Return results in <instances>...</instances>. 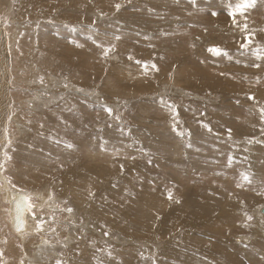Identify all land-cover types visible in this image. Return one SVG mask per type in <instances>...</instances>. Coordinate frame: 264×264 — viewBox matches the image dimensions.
<instances>
[{
	"label": "rangeland",
	"instance_id": "374dc122",
	"mask_svg": "<svg viewBox=\"0 0 264 264\" xmlns=\"http://www.w3.org/2000/svg\"><path fill=\"white\" fill-rule=\"evenodd\" d=\"M230 2L0 0V264H76L78 252L85 264H189L182 253L194 263L264 264V0L235 22ZM63 102L74 119L59 117ZM31 155L43 158L37 186L14 171L31 170ZM73 165L82 203L76 180L62 176ZM5 185L27 198L22 231L11 228ZM127 191L140 199L127 201ZM135 211L144 219L131 221ZM190 212L205 214L180 224L178 213ZM221 216L229 223L219 231Z\"/></svg>",
	"mask_w": 264,
	"mask_h": 264
},
{
	"label": "bare ground",
	"instance_id": "6f19581e",
	"mask_svg": "<svg viewBox=\"0 0 264 264\" xmlns=\"http://www.w3.org/2000/svg\"><path fill=\"white\" fill-rule=\"evenodd\" d=\"M215 1V0H214ZM228 5H229V3H227ZM1 26V25H0ZM11 27V26H10ZM12 34V33H11ZM7 35H9V34H7ZM2 36H3V34H2ZM14 36V35H13ZM0 40H1V36H0ZM101 46H103L104 48H109V47H111L110 45H108V44H103V45H101ZM17 48V47H16ZM89 54V53H88ZM93 55V54H92ZM69 63V62H68ZM71 63V62H70ZM46 64V63H45ZM56 63H54L53 65H55ZM53 65H51L52 67H53ZM66 65H67V63H66ZM50 66V65H49ZM56 67L58 66V65H55ZM68 66V65H67ZM57 68H59V66L57 67ZM62 68V67H61ZM60 68V69H61ZM65 68V67H64ZM68 68V67H67ZM69 69H71V68H69ZM193 69V68H192ZM57 70V69H56ZM55 71V70H54ZM77 71V70H76ZM191 71V70H190ZM194 71V70H193ZM72 72V71H71ZM189 73V75L191 74L192 75V73H190V72H188ZM205 73V72H204ZM78 74V72H72L71 73V77H74V76H76ZM195 74V73H194ZM199 75H201V76H204V74L203 73H199ZM1 76H3V75H1ZM79 76H80V74H79ZM79 76H76V77H78L79 78ZM9 77V76H8ZM4 78V77H3ZM80 79H82V77L80 78ZM4 80V79H3ZM4 82H5V80H4ZM5 85H6V83H5ZM3 85L1 84L0 85V127H4V124L5 123H3L2 122V120L1 119H3L2 117L4 116V118L6 117V115H7V110H5L6 112H3V109H4V107L1 105L2 103L4 104V102H5V99H6V96H4L5 95V93L3 92ZM2 91V92H1ZM6 105V104H5ZM7 106V105H6ZM5 109H6V107H5ZM57 109H60L61 110V116H59V117H62L63 118V120H67L68 119V121L69 120H71V119H74V117L70 114L71 113V111L68 109V108H66V106H65V104H64V102L61 104V105H59L58 106V108ZM9 110V109H8ZM81 109H79V111H80ZM55 111V110H54ZM10 112V111H9ZM73 113V112H72ZM76 113V112H75ZM77 114H79L78 112H77ZM82 114V113H81ZM19 115H23V116H28L29 118H32V121H33V118L34 119H39V121H40V118H38V117H35V116H32V115H30V114H27V112H23L22 114L21 113H19ZM73 115H75L74 113H73ZM87 115V114H86ZM22 116V117H23ZM71 116H72V118H71ZM83 117H85V120H88V121H90L89 119H93L92 118V116H88V118L86 119V116L84 115ZM82 116H79V120H77L76 121V123L77 122H80V123H82V122H84V118H83ZM19 118V117H18ZM57 118V117H56ZM54 121V120H53ZM67 121V122H68ZM92 121V120H91ZM40 122H42V121H40ZM71 122V121H70ZM86 122V121H85ZM18 123H19V121H18ZM28 123V122H27ZM38 124H40V123H38ZM68 124H69V122H68ZM68 124H67V129L69 130V127H72L73 128V126H68ZM79 124V123H78ZM60 126H62V125H60ZM60 126H58V127H60ZM64 126H66L65 124H64ZM63 126V127H64ZM84 126V124L82 125V127ZM39 127L40 128H42L43 127V125H42V123H41V125H39ZM81 127V126H80ZM81 127V128H82ZM13 128V127H12ZM47 128V127H46ZM61 128V127H60ZM65 128V127H64ZM72 128H70V129H72ZM1 130H3L2 128H0ZM39 129V128H38ZM75 129H76V127H75ZM83 129V128H82ZM55 131H57V130H55ZM60 131V130H59ZM61 131H63V130H61ZM67 131V130H66ZM65 131V132H66ZM54 132V131H53ZM68 132V131H67ZM66 132V133H67ZM21 133V132H20ZM58 133V132H57ZM72 133V132H71ZM80 133H82V132H80ZM108 133V132H107ZM111 133V135H113L114 136V134L112 133V132H110ZM69 134V133H68ZM84 134V133H83ZM50 135V134H49ZM72 135V134H71ZM70 135V136H71ZM110 135V134H109ZM113 136H111V137H113ZM1 138H3V136H1V134H0V139ZM107 138H108V136H107ZM112 139V138H111ZM197 141V140H196ZM2 142V141H1ZM67 142V141H66ZM188 142V141H187ZM21 143V142H20ZM25 143V142H24ZM63 143V142H62ZM5 143H3V145H4ZM201 144H204V142H202L201 141ZM71 145V144H70ZM191 145H192V142H191ZM1 147H2V149H3V146H2V144H0V149H1ZM65 147V146H64ZM196 149V148H195ZM30 150V149H29ZM67 151H69V152H71L72 151V149L70 150V149H67ZM16 152H17V150H16ZM20 154V155H19ZM49 154V153H48ZM19 158H23L24 157V153L23 152H21V151H19L17 154H16ZM47 155V154H46ZM10 157V156H9ZM13 157V156H12ZM31 159L29 160V159H27V164H25L26 166H28V164H31V170H27V168H21L22 166H18L17 164V166L14 168V171H15V173L16 172H18V173H16V177L18 178V177H20L19 175H17V174H19V172H21V174H25L23 177L24 178H28V179H25V181L27 180V183H30L29 185H31V186H34V185H36L37 186V182H39V179H40V177L42 176H40V174L38 173V171H37V169H38V166H40L41 165V163L40 162H42L43 161V158L42 157H40L37 161H36V159L34 158V156H32L31 155ZM50 157V156H49ZM251 158V157H250ZM12 159V158H11ZM14 159V158H13ZM16 160V162L17 161H21V163H23V159H21V160H17V159H15ZM248 160V159H247ZM45 162V161H44ZM48 162V161H47ZM46 162V163H47ZM40 163V164H39ZM23 164V165H24ZM44 167V166H43ZM119 167V166H118ZM34 169H35V171H34ZM40 169V168H39ZM38 169V170H39ZM47 169V168H46ZM251 169V168H250ZM73 170V172L75 171V174H71V173H73V172H69L68 171V173L66 174V175H62V176H64V178L67 176V175H69L70 177H72V178H70L69 177V179H74V181L76 180V182H75V186H74V188H72V189H74V191L72 190V192H73V194H75V196H76V198L79 200V201H81V199H83V195L80 197V195L77 193V191H78V189H76V187L78 186V187H82L81 186V184L84 182L83 181V178L81 179L80 178V175L78 174L79 172H77V167H76V165H73L72 166V168H71V171ZM2 174V173H1ZM20 174V175H21ZM31 174V175H30ZM41 174H43V173H41ZM81 174H82V172H81ZM44 175V174H43ZM1 176V175H0ZM2 176H4V175H2ZM26 176V177H25ZM40 176V177H39ZM61 176V177H62ZM32 177V178H31ZM42 177H44V176H42ZM80 178V179H77V178ZM83 177V176H82ZM59 178V177H58ZM63 178V177H62ZM16 179V178H15ZM19 179V178H18ZM23 179V178H22ZM36 179V180H35ZM41 180H42V178H41ZM70 180V181H71ZM16 181V180H15ZM37 181V182H36ZM111 181H113L114 182V180H111ZM122 181V180H121ZM5 182V181H4ZM125 182V181H124ZM19 183V182H18ZM25 183V182H24ZM41 183V182H40ZM46 183H47V181H46ZM129 183V182H128ZM256 183H258V184H260L259 183V181H257ZM73 184V183H72ZM28 185V186H29ZM40 185V184H39ZM10 186V185H9ZM73 186V185H72ZM18 187V186H17ZM23 187V186H22ZM25 187V186H24ZM5 199L7 200V202H8V209H9V212H8V215H10L12 218H13V223H14V218H15V216H18V219H19V221H21V223H22V227L21 228H19V230H18V227L15 225V224H13V227H11L12 229H14L15 231H22L23 229H24V227L25 228H27V226L28 225H30L29 223H26L25 222V220L26 219H24V216H25V211H27V205H28V202H27V198H26V196H25V194L21 191V192H19L18 191V189H17V191H15L12 187H8V185H5ZM20 188V187H19ZM123 188V187H122ZM42 189V188H41ZM32 190H33V188H32ZM69 190H70V188H69ZM128 191H129V189H127ZM24 191V190H23ZM127 191V192H128ZM71 192V191H70ZM132 192H134V191H131L130 192V194H129V192H128V194H129V196L126 198L127 199V201H129L130 200V195H131V193ZM26 193V192H25ZM32 194V193H31ZM39 194V193H38ZM137 195V194H136ZM132 196L131 198H134V199H140L139 198V196ZM224 195V194H223ZM42 197V196H41ZM220 197V196H219ZM22 198L24 199V207L23 208H21L20 209V211H19V213H16V204H21L23 201H22ZM81 198V199H80ZM221 198V197H220ZM230 198V197H229ZM126 199L124 200V201H122V202H124V204L123 205H127V207L126 208H129V209H133V207L131 206V204L130 203H127V201H126ZM146 199H147V201L149 202V204H151V205H153V207L155 206L156 207V204L158 203V200L157 199H155L154 197H152L151 195H148V194H146L145 195V197L143 198V199H141V200H143V201H145V202H147L146 201ZM215 199H216V201L217 202H220V200H222V199H220L219 200V198H217V197H215ZM231 199V198H230ZM55 200V199H54ZM96 200V199H95ZM224 200V199H223ZM222 200V201H223ZM21 202V203H20ZM121 202V203H122ZM224 202H226V203H229L230 204V206H231V201H224ZM42 203V202H41ZM80 203H82V201L80 202ZM84 203V202H83ZM134 203V202H133ZM246 203V202H245ZM15 204V209H13V205ZM91 204V203H90ZM175 204H176V208H177V202L175 201ZM247 204V203H246ZM142 205V204H141ZM264 205V204H263ZM263 205H261V207L263 206ZM134 206V205H133ZM136 206V205H135ZM143 206V205H142ZM83 207V206H82ZM88 207V206H87ZM124 207V206H123ZM146 207V206H145ZM154 207V208H155ZM261 207L259 208V211H260V209H261ZM126 208H123V209H126ZM135 208V207H134ZM136 208H137V206H136ZM150 208V207H149ZM171 208V207H170ZM232 208H233V210L234 209H236V210H239V212L240 213H242V214H246L247 213V211H248V209H249V207H246V206H244V205H241L240 203H238V201H234V203H233V206H232ZM143 209H144V207H143ZM138 210V209H137ZM140 210V209H139ZM156 210V209H155ZM142 211V210H141ZM146 211H147V208H146ZM157 211V210H156ZM140 212V211H139ZM138 211L136 212H134V216H133V218H131V221H133V222H137V221H139L140 220V218H142L143 216H136V213H139ZM142 212H144V211H142ZM154 212V211H153ZM164 212V211H163ZM261 212V211H260ZM169 213V212H168ZM177 213V212H176ZM143 214V213H142ZM141 214V215H142ZM169 214H171V215H173L172 213H169ZM205 214V212H203V214L202 215H204ZM123 215V214H122ZM128 215V214H127ZM151 216L153 215V214H150ZM157 215H160L159 213H157ZM167 215V213L166 214H164V217ZM202 215H200V214H195V213H193V212H190L189 214H181V216L179 215V213H178V216H179V219H180V224H182V225H190L191 227H193L194 225H195V223H194V219L195 218H197V217H200V216H202ZM150 216V217H151ZM96 217V216H95ZM157 217V216H156ZM182 217V218H181ZM109 218V217H108ZM148 218H149V216H148ZM147 218V219H148ZM261 218V217H260ZM142 219H144V217L142 218ZM151 219V218H150ZM154 221V220H153ZM155 221H156V218H155ZM154 221V222H155ZM24 222L26 223V224H24ZM145 222V221H144ZM10 223V222H9ZM110 223V222H109ZM140 223V222H139ZM228 218H227V216H221L217 221H216V223H215V228H216V230H219V231H221L223 228H225L227 225H228ZM11 224V223H10ZM133 224V223H132ZM148 224V223H147ZM110 225V224H109ZM167 225V224H166ZM165 224H164V227H163V229H161V231H162V234L163 233H165V234H169V232L170 231H168V229H166L165 228V226H166ZM12 226V225H11ZM103 226H105V223H104V225ZM106 226H107V224H106ZM105 226V227H106ZM149 226V225H148ZM31 227V226H30ZM140 227V226H139ZM243 227H245V225H243ZM108 228V227H107ZM111 228V227H110ZM109 228V229H110ZM121 228V227H120ZM145 228V227H144ZM122 229V228H121ZM124 229V228H123ZM126 229V228H125ZM146 229H148V227H146ZM149 229H150V226H149ZM2 230V229H1ZM0 230V231H1ZM127 231V230H126ZM126 231H124V232H126ZM150 231V230H149ZM148 231V232H149ZM160 231V230H159ZM164 231V232H163ZM172 231V230H171ZM34 232V231H33ZM146 232H147V230H146ZM151 233L153 234V231H150L149 232V234H148V237L149 236H151ZM19 235V234H18ZM20 236H22V234H20ZM143 236H145V237H147L146 236V234H144L143 233ZM147 237V238H148ZM149 239V238H148ZM10 241H12V242H16V240L15 239H12V238H10ZM260 242V241H259ZM264 242V241H263ZM196 244V243H195ZM45 246H47V245H45ZM25 247V246H24ZM259 248V247H258ZM262 248V247H261ZM46 249V248H45ZM83 249V248H82ZM20 250V249H19ZM42 250V249H41ZM48 250V249H47ZM220 250V249H219ZM240 250H242V249H240ZM262 250V249H261ZM6 252L7 250H3V252ZM177 251V250H176ZM237 251H239V250H237ZM7 252H9V251H7ZM6 252V253H7ZM47 252V251H46ZM93 252H97V253H99L98 251H93ZM240 252V251H239ZM243 252V251H242ZM85 252H83V254H84ZM37 254V253H36ZM51 254V253H50ZM35 255V254H34ZM39 255H41V254H39ZM47 255V254H46ZM52 255V254H51ZM239 255V254H238ZM38 256V254L36 255V257ZM55 256V255H54ZM83 255H81V253H79L78 252V255L77 254H75V255H72V257L73 258H71V259H73L74 261H75V263L76 264H85V261H83V262H81V260H82V257ZM50 257V256H49ZM181 258H182V260H184V261H187V262H189V264H209V263H202L200 260H197L195 263L193 262V261H191L190 259H189V257L187 256V255H185V254H183L182 253V255L180 256ZM59 258V257H58ZM64 258H66V257H64ZM49 259V258H48ZM104 259V258H103ZM107 259V258H106ZM24 260V259H23ZM52 260V259H51ZM98 260V259H97ZM70 261V260H69ZM102 260H100V262H101ZM41 262V261H40ZM81 262V263H80ZM105 262V261H104ZM104 262H101V263H98V264H102V263H104ZM107 262V261H106ZM73 263V262H72ZM254 263V262H253ZM67 264V263H66ZM86 264H91L90 262L88 263V261H87V263Z\"/></svg>",
	"mask_w": 264,
	"mask_h": 264
},
{
	"label": "snow or ice",
	"instance_id": "6c2138e0",
	"mask_svg": "<svg viewBox=\"0 0 264 264\" xmlns=\"http://www.w3.org/2000/svg\"><path fill=\"white\" fill-rule=\"evenodd\" d=\"M193 2H194V0H193ZM256 2H257V0H238V2H236L234 6L230 2L229 3L230 11L228 12V14H229V16L233 17L234 22H235V17L237 16V14L243 15L244 12L248 8L253 7L256 4ZM116 7H117V9H119L120 5H116ZM212 14L213 15H216L215 12L212 13ZM245 28H247V25H245ZM115 39L116 40H119L120 39V36H116ZM93 42L95 43V41H93ZM250 44H251V40H248L247 43L241 44V48H247ZM109 51H112V48L111 47L105 48L104 49V55L107 56ZM209 51L210 52H213L216 55H221L222 54L221 50L218 49V48H210ZM260 58L261 57L258 55L257 56V59H260ZM253 66L254 67H260L259 64H254ZM153 67H154V65H153ZM65 87H67V85H65ZM249 98L252 99V97H249ZM105 110L109 114L112 113V109L111 108H106ZM260 111H261V114H262L261 115V119H264V109H261ZM68 147H72V146L71 145H68ZM7 158L10 159V157H7ZM3 167H4V165L3 164H0V168H3ZM241 175H242V180L245 183H251V178H250V176L247 173H243ZM9 182H11V181H9ZM13 187H15V185H13ZM89 195H92V193H89ZM168 198L169 199H172V193L171 192L168 193ZM50 199H51V197H50ZM177 202H179V201H177ZM31 207H32V205H29V208H31ZM66 211L72 212L73 210L71 208H68V209H66ZM251 219H252V217L249 216L248 217V220H251ZM17 227H18V230H19V228L22 227V223L21 224H18ZM105 235H107V233H105ZM58 264H60V262H58Z\"/></svg>",
	"mask_w": 264,
	"mask_h": 264
},
{
	"label": "water",
	"instance_id": "95a60500",
	"mask_svg": "<svg viewBox=\"0 0 264 264\" xmlns=\"http://www.w3.org/2000/svg\"><path fill=\"white\" fill-rule=\"evenodd\" d=\"M21 204H16V213H19L20 209L24 207V199L22 198ZM13 209H15V204L13 205ZM261 213H264V205L260 209ZM14 224L17 226L18 224H21V221H19L18 216H15L14 218Z\"/></svg>",
	"mask_w": 264,
	"mask_h": 264
}]
</instances>
